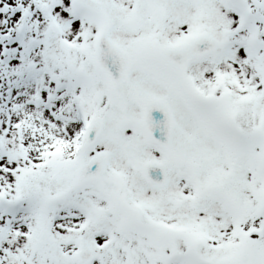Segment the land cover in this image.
Here are the masks:
<instances>
[{
	"label": "snow or ice",
	"instance_id": "1",
	"mask_svg": "<svg viewBox=\"0 0 264 264\" xmlns=\"http://www.w3.org/2000/svg\"><path fill=\"white\" fill-rule=\"evenodd\" d=\"M0 264H264V0H0Z\"/></svg>",
	"mask_w": 264,
	"mask_h": 264
}]
</instances>
